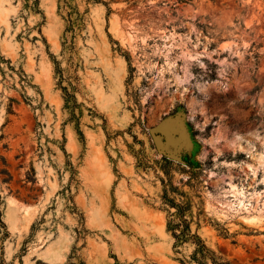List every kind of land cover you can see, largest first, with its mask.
Masks as SVG:
<instances>
[{
	"label": "rangeland",
	"instance_id": "rangeland-1",
	"mask_svg": "<svg viewBox=\"0 0 264 264\" xmlns=\"http://www.w3.org/2000/svg\"><path fill=\"white\" fill-rule=\"evenodd\" d=\"M165 190L264 264V0H0V264H194Z\"/></svg>",
	"mask_w": 264,
	"mask_h": 264
},
{
	"label": "trees",
	"instance_id": "trees-1",
	"mask_svg": "<svg viewBox=\"0 0 264 264\" xmlns=\"http://www.w3.org/2000/svg\"><path fill=\"white\" fill-rule=\"evenodd\" d=\"M94 2H102V0H93ZM163 198L167 201L168 209H166L167 220L166 230L173 238V248L181 246L186 242L194 245L189 259L194 264H229L228 262H220L215 258L214 253L207 248L203 240L197 235L191 233L189 221L184 217L185 208L172 201L164 191ZM173 208V211H170ZM1 223V221H0Z\"/></svg>",
	"mask_w": 264,
	"mask_h": 264
},
{
	"label": "water",
	"instance_id": "water-1",
	"mask_svg": "<svg viewBox=\"0 0 264 264\" xmlns=\"http://www.w3.org/2000/svg\"><path fill=\"white\" fill-rule=\"evenodd\" d=\"M175 119L161 121L149 128L150 137L158 151L172 139V134L177 130Z\"/></svg>",
	"mask_w": 264,
	"mask_h": 264
},
{
	"label": "bare ground",
	"instance_id": "bare-ground-1",
	"mask_svg": "<svg viewBox=\"0 0 264 264\" xmlns=\"http://www.w3.org/2000/svg\"><path fill=\"white\" fill-rule=\"evenodd\" d=\"M232 148L237 150V149H242V146L239 143L238 144L236 143L235 145L232 146ZM227 191L230 192V194L227 196L236 197L237 204L238 205H244L243 198H245V194H244V192H242V190L239 191L236 186H234L233 184H230L229 189ZM230 202H229V200L225 201V203L223 202L224 207H227V206L231 207L232 205H234V203H230Z\"/></svg>",
	"mask_w": 264,
	"mask_h": 264
}]
</instances>
